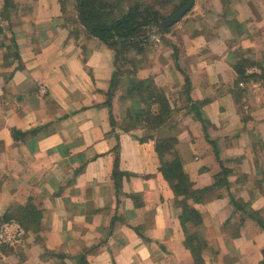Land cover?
Here are the masks:
<instances>
[{"label":"crops","instance_id":"0c3cea01","mask_svg":"<svg viewBox=\"0 0 264 264\" xmlns=\"http://www.w3.org/2000/svg\"><path fill=\"white\" fill-rule=\"evenodd\" d=\"M88 1L104 23L150 3ZM76 2L0 0V228L27 233L0 264H262L264 0H195L143 48L102 41ZM146 97L167 104L154 124Z\"/></svg>","mask_w":264,"mask_h":264},{"label":"trees","instance_id":"16d2710c","mask_svg":"<svg viewBox=\"0 0 264 264\" xmlns=\"http://www.w3.org/2000/svg\"><path fill=\"white\" fill-rule=\"evenodd\" d=\"M14 1L15 0H3V8L6 12L9 11L10 8L14 7ZM187 2L188 0H181V5H179L175 13L184 7ZM82 8L85 20L90 24V31L95 36L102 39V41L112 46H116L118 44H127L134 47L137 46V48H143V44L148 42V36L142 33L146 32L148 29L151 30L152 27H156L161 30L160 23L162 24V22L165 20V18L159 16V13L154 11L152 8L146 7L145 5H136L130 9V11L125 16L117 21H111L110 23L101 22V20L104 18L99 9L93 10L90 13L88 0H83ZM101 10H103V8ZM107 15L109 16L110 13L107 12ZM243 74H245V72ZM250 77L257 78L256 75H251ZM143 94H145L147 97L151 96V98L155 95L153 91H147V93ZM147 97L143 98L145 104L148 103ZM154 101L155 103L153 102L151 104H147L148 112L145 114L144 121L156 123L157 119H159L161 116L158 115L167 111V104L164 100L159 98ZM154 104H157V107L159 108L158 115L151 114L152 106ZM162 172L166 178L174 181L173 189L178 195L186 196V198H193L194 200L199 201V198L196 195H198L200 192L192 191V184L190 183L187 175L184 173L182 166H180L179 163L167 166ZM206 190H204V192ZM187 213L190 215L191 212L187 211L185 213V222H188V219L191 218L190 216H187ZM262 264H264V261Z\"/></svg>","mask_w":264,"mask_h":264},{"label":"rangeland","instance_id":"374dc122","mask_svg":"<svg viewBox=\"0 0 264 264\" xmlns=\"http://www.w3.org/2000/svg\"><path fill=\"white\" fill-rule=\"evenodd\" d=\"M149 2L150 3L146 4L145 6L152 8L154 11L159 13V16L165 18V20H167L171 16H173L175 14V11L179 7V5H181V0H150ZM76 5L77 6H75L76 7L75 11H76V13L79 14V5H78V3ZM10 10L13 13L15 8L12 7V8H10ZM174 25L168 27L167 29H169V31H170L172 29L171 27H174ZM160 26H162L161 23H160ZM10 30H12L11 26H9L7 24H3V21L0 20V34H1L0 35V44L1 45H4V44L12 45L13 44L12 39L9 37V34H10L9 31ZM157 31H158V33H157ZM156 33L161 37L162 32H159V29L156 27H152L151 30L148 29V30H146V32H143L142 34L148 36L147 41L148 40L151 41V38H152V41L154 42L155 41L154 37L158 36ZM7 34H8V36H7ZM159 36H158L159 41H156L155 43L161 42V39ZM5 41H7V42H5ZM149 44L153 45L154 43H149ZM147 45H148V43H147Z\"/></svg>","mask_w":264,"mask_h":264},{"label":"built area","instance_id":"2783aa9c","mask_svg":"<svg viewBox=\"0 0 264 264\" xmlns=\"http://www.w3.org/2000/svg\"><path fill=\"white\" fill-rule=\"evenodd\" d=\"M154 40L159 41L158 36L154 37ZM26 234V230L18 222L9 221L0 228V245L18 248L25 240Z\"/></svg>","mask_w":264,"mask_h":264},{"label":"water","instance_id":"95a60500","mask_svg":"<svg viewBox=\"0 0 264 264\" xmlns=\"http://www.w3.org/2000/svg\"><path fill=\"white\" fill-rule=\"evenodd\" d=\"M195 0H188V2L182 7L179 11H177L173 16H171L169 19L162 22V29H166L176 23H178L194 6ZM83 0H79V15L81 21L84 23V25L87 28H90V24L85 20L84 14H83Z\"/></svg>","mask_w":264,"mask_h":264}]
</instances>
